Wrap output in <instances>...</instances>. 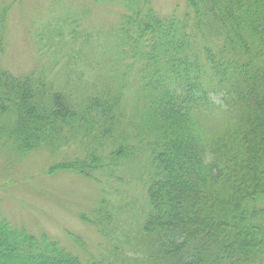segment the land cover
I'll use <instances>...</instances> for the list:
<instances>
[{"label":"trees","instance_id":"16d2710c","mask_svg":"<svg viewBox=\"0 0 264 264\" xmlns=\"http://www.w3.org/2000/svg\"><path fill=\"white\" fill-rule=\"evenodd\" d=\"M97 1L125 9L116 26L60 14L22 74L1 64L0 11V141L72 150L56 168L105 185L79 215L103 251L83 260L0 215V264H264V0H186L165 16Z\"/></svg>","mask_w":264,"mask_h":264},{"label":"rangeland","instance_id":"374dc122","mask_svg":"<svg viewBox=\"0 0 264 264\" xmlns=\"http://www.w3.org/2000/svg\"><path fill=\"white\" fill-rule=\"evenodd\" d=\"M150 5L160 16L187 10L186 0H150ZM1 10V64L14 74L31 70L44 58L42 51H51L44 37L46 25L60 14L73 11L78 30L94 31L116 26L125 12L120 4L97 0H0ZM72 156L67 148L22 154L0 141V215L18 229L46 234L86 260L102 253L104 240L79 215L88 213L107 194L105 185L93 177L56 168ZM128 189L142 193L138 183ZM69 233L80 237L83 246L75 244Z\"/></svg>","mask_w":264,"mask_h":264}]
</instances>
